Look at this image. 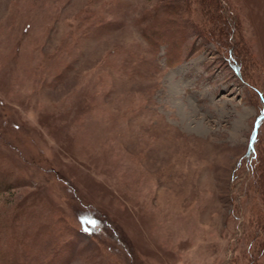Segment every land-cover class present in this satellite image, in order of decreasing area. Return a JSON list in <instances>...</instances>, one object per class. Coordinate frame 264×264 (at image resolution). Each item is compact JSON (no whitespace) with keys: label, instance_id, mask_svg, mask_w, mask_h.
<instances>
[{"label":"rangeland","instance_id":"1","mask_svg":"<svg viewBox=\"0 0 264 264\" xmlns=\"http://www.w3.org/2000/svg\"><path fill=\"white\" fill-rule=\"evenodd\" d=\"M215 2L0 0L4 240L49 239L58 264H264V0ZM161 21L178 61L149 44Z\"/></svg>","mask_w":264,"mask_h":264},{"label":"trees","instance_id":"2","mask_svg":"<svg viewBox=\"0 0 264 264\" xmlns=\"http://www.w3.org/2000/svg\"><path fill=\"white\" fill-rule=\"evenodd\" d=\"M214 0H203V2L205 3V5L211 6L212 5L214 7H216V9H219L221 7H217L218 4L213 3ZM162 7H164V10H160V12H156V17L158 16H162L163 18H168L169 17H175L176 15H178V13H180L178 11L179 7L178 5L174 6H166V5H161ZM178 7V8H177ZM222 9V8H221ZM155 12V11H154ZM160 14V15H159ZM161 17V18H162ZM217 22L220 25H223L222 27L219 28L220 33H222V30L225 29V27H227V23L229 21H227L228 19H230L227 15H225L223 18L221 17V14L217 13ZM181 19V18H179ZM175 20V19H172ZM183 20V19H182ZM170 23L168 25H166L165 27L162 28L161 23H150L147 25V30L150 31L151 33L148 35L150 38V42L149 44H151V46L153 48H156L157 45H164L165 49H166V53L168 56V59H172V61L174 62L175 60L178 61L180 58L179 51H180V45L182 40L181 35L183 36V33L185 32V30L181 29V30H177L178 28L174 27L173 24L175 25H179L177 23L174 22H167ZM104 25V24H103ZM163 25V24H162ZM161 27L159 29V27ZM101 27H99L98 30H100ZM176 29V31H178V34L176 33V31H174V29ZM102 29V28H101ZM212 32V31H211ZM216 34V32H214ZM153 35V36H151ZM209 38L213 36L211 35H207ZM252 149L251 151V159H255L257 157V152L254 146H251ZM253 162V160H251V163ZM263 166H259L260 168V174L258 176V180L255 183L257 185L258 188V192L261 195V198L264 200V164H262ZM11 173L6 171V170H2L0 171V192L2 191H10L14 186H12V184L9 182L10 178H11ZM14 183V182H13ZM256 227L261 230L264 228V216L259 217V219L257 220V225ZM38 232V231H37ZM35 232V233H37ZM16 234V236H15ZM14 235H10L9 238H6V240H4V236L0 234V264H58L57 263V258L55 257L56 253H58V255L60 254V256L63 257L64 252L62 253L61 251V247L59 244H55L54 242L47 239L44 240L42 243H36L33 239V237H31L30 239L26 240H20L17 243H13L12 241L16 242L17 239H20L17 237V235L19 233H15ZM262 243V242H260ZM260 252L263 249V244L258 245L257 246ZM260 247H262V249H260ZM20 254L21 257L18 258H14L12 257L11 259H9L8 255L11 254ZM14 256V255H13ZM256 257V255H255Z\"/></svg>","mask_w":264,"mask_h":264}]
</instances>
